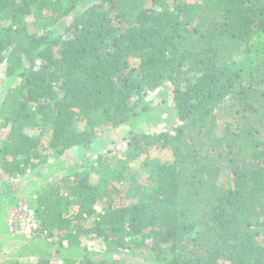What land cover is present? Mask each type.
<instances>
[{
    "label": "trees",
    "instance_id": "16d2710c",
    "mask_svg": "<svg viewBox=\"0 0 264 264\" xmlns=\"http://www.w3.org/2000/svg\"><path fill=\"white\" fill-rule=\"evenodd\" d=\"M200 1L0 0V67L18 81L0 100L2 176L130 127L96 182L71 170L30 202L59 251L101 241L66 264H264V0ZM167 85L180 124L133 129Z\"/></svg>",
    "mask_w": 264,
    "mask_h": 264
},
{
    "label": "rangeland",
    "instance_id": "374dc122",
    "mask_svg": "<svg viewBox=\"0 0 264 264\" xmlns=\"http://www.w3.org/2000/svg\"><path fill=\"white\" fill-rule=\"evenodd\" d=\"M196 1L203 4L200 0ZM204 5L209 6L206 3ZM17 82L15 79H7L5 68L0 67V100ZM140 107L147 110H140L139 117L131 125L136 131L160 134L172 131L173 127L180 124L173 106V89L169 85L145 96ZM142 118H146V120L140 122ZM129 131L130 127L115 132L106 130L99 135V141L92 151L71 150L57 164H52L45 169L29 171L21 178L9 181L7 177L0 174V264L12 261L36 263L40 258L49 259L50 264H66L67 259L75 256L74 253L84 247L89 246L92 250L102 249L100 240L81 237L71 250L65 248L59 251L55 247V240L50 239L47 243L45 236H37L39 224L33 217V205L30 202L35 199L37 191L42 187L56 181L71 170L79 172L88 170L92 175V181L96 182L98 175L92 166H97L96 161L100 156L111 159L122 158L123 151L127 150L124 138L128 136ZM152 156L166 160L169 153L154 152ZM101 208V206L97 208L99 212H101ZM28 227L31 228L30 231H27ZM64 244L66 245V243ZM47 253L50 258H47ZM77 257L78 255L73 258ZM135 259L133 261L148 264L139 254H136Z\"/></svg>",
    "mask_w": 264,
    "mask_h": 264
},
{
    "label": "built area",
    "instance_id": "2783aa9c",
    "mask_svg": "<svg viewBox=\"0 0 264 264\" xmlns=\"http://www.w3.org/2000/svg\"><path fill=\"white\" fill-rule=\"evenodd\" d=\"M30 230H31V228L28 227V228H27V231H30Z\"/></svg>",
    "mask_w": 264,
    "mask_h": 264
}]
</instances>
